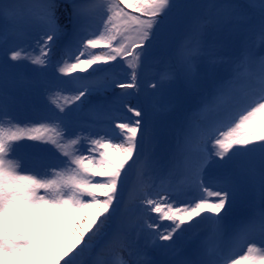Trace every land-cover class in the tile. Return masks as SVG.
<instances>
[{
	"label": "snow or ice",
	"instance_id": "snow-or-ice-1",
	"mask_svg": "<svg viewBox=\"0 0 264 264\" xmlns=\"http://www.w3.org/2000/svg\"><path fill=\"white\" fill-rule=\"evenodd\" d=\"M24 140L34 174L13 157ZM133 169L146 190L129 208ZM40 249L264 264V0H0V264Z\"/></svg>",
	"mask_w": 264,
	"mask_h": 264
},
{
	"label": "rangeland",
	"instance_id": "rangeland-1",
	"mask_svg": "<svg viewBox=\"0 0 264 264\" xmlns=\"http://www.w3.org/2000/svg\"><path fill=\"white\" fill-rule=\"evenodd\" d=\"M190 2H197V0H190ZM101 44H104L102 46H105V42H101ZM88 71H91V69H88ZM158 71H163V69L161 67H154L153 68L154 73L158 72ZM77 72L80 75H87V72H81L80 70H77ZM122 75L124 78H126V75H124V74H122ZM65 95H68V94H65ZM170 102H171V98H164L161 101V103H163V104H168ZM210 115H211L210 111H202L198 114L197 119L206 120L210 117ZM129 116H130V114H129ZM3 126L6 129L13 127V125H8V124H4ZM19 126L23 127L24 125L20 124ZM31 143L32 142L28 141V140H24V141L19 142L15 152L13 153L14 158H19V165L23 169V174H34L35 172L40 170L30 158V153L32 152ZM52 151H53V153H55L54 149ZM108 151H109L111 156H113V157L118 156V153L114 149H109ZM49 163H51V164L61 163V160H60L58 154H53L51 156ZM137 175H140V172L138 169H133L129 173L128 191H126V193H125V199H126V202L129 206V208H135L136 203H137V197L144 190H146V185L144 183L143 184L137 183V181H136ZM97 179H99V177H97ZM194 195L198 196L199 194L196 193ZM181 199L190 200V199H192V194H190L187 197H182ZM179 206L180 205L177 204V207H179ZM91 211L95 212L96 209H92ZM152 215L155 216L156 214H152ZM197 219H199V218H197ZM163 223L167 224L169 222L167 220H165V221H163ZM200 238H201V242L206 243L208 245L209 244L213 245V244H216L219 242V238L215 237L214 234H212V231L210 228L205 230ZM70 239H71V234L64 231V230H61L57 235H55L54 237H52L50 239L49 244H48L49 252L52 254H62L64 243L66 241L70 242ZM257 243H259L258 238H257ZM245 250L246 249L243 246H238L235 249L236 252H243ZM32 259H34L37 262V264H46L47 256L45 255L44 250L40 249V250H37L33 254Z\"/></svg>",
	"mask_w": 264,
	"mask_h": 264
},
{
	"label": "bare ground",
	"instance_id": "bare-ground-1",
	"mask_svg": "<svg viewBox=\"0 0 264 264\" xmlns=\"http://www.w3.org/2000/svg\"><path fill=\"white\" fill-rule=\"evenodd\" d=\"M136 181H137V183H139V184H143V182H142V178H141V175H137V177H136ZM197 194H199V193H197Z\"/></svg>",
	"mask_w": 264,
	"mask_h": 264
},
{
	"label": "trees",
	"instance_id": "trees-1",
	"mask_svg": "<svg viewBox=\"0 0 264 264\" xmlns=\"http://www.w3.org/2000/svg\"><path fill=\"white\" fill-rule=\"evenodd\" d=\"M108 49H106V48H101V49H99L98 51H97V54H101V53H103V52H106Z\"/></svg>",
	"mask_w": 264,
	"mask_h": 264
}]
</instances>
